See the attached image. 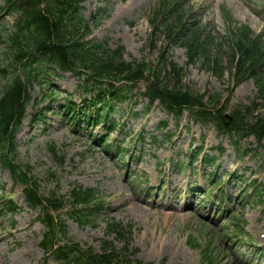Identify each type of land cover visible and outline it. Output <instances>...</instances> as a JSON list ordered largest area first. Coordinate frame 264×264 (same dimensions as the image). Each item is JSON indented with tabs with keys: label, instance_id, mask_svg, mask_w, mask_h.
Segmentation results:
<instances>
[{
	"label": "rangeland",
	"instance_id": "1",
	"mask_svg": "<svg viewBox=\"0 0 264 264\" xmlns=\"http://www.w3.org/2000/svg\"><path fill=\"white\" fill-rule=\"evenodd\" d=\"M82 7L91 25L88 39H107L111 48L124 47L126 60L157 68L167 50L184 67L185 84L199 94L221 99L224 115L254 102L264 106L257 77L241 78L229 57L232 28L248 27L264 43V0H83ZM98 11L102 13L94 18ZM171 12L176 17L190 16L194 26L201 23L211 30L223 72L213 75L203 58L188 64L185 48L171 46L166 35L155 33L154 28L162 24L160 17ZM7 13L0 0V34L15 21ZM153 39L156 43H151ZM6 52L0 43L1 62L8 60ZM257 72L263 74L264 68ZM51 74L53 70L43 69L42 83L32 89L35 105L28 107L16 147L18 157L33 169L40 194L59 188L60 194L69 195L73 184L98 190L100 206L89 212L91 221L82 223L72 212L63 213L70 237L96 252L107 242L117 250L129 243L120 264H264L260 254L264 251L263 143L254 135L232 137L218 131L214 123L199 124L188 110L180 119L160 104L148 112L143 80L113 113L120 126L125 125L123 131L104 133L108 143L124 147L117 159L92 139V134H102V126H75L69 116L59 115L66 93L72 101L83 103L78 77L60 74L40 89ZM1 85L0 71V90ZM50 93L55 94L52 107L58 116L52 113L32 121L35 107ZM131 108L139 115H131ZM140 133L142 139L137 138ZM50 145L64 156L63 162L50 153ZM216 146L224 150L223 155L219 148L212 150ZM201 149L217 158L213 166ZM213 173L222 182L220 190L210 180ZM218 192L224 193L223 199L215 196ZM41 221L39 211L27 205L23 185L14 183L0 165V238L4 239L0 264H59L42 248ZM114 222L123 228V236L108 232V224ZM27 225V233H15Z\"/></svg>",
	"mask_w": 264,
	"mask_h": 264
},
{
	"label": "trees",
	"instance_id": "2",
	"mask_svg": "<svg viewBox=\"0 0 264 264\" xmlns=\"http://www.w3.org/2000/svg\"><path fill=\"white\" fill-rule=\"evenodd\" d=\"M4 1L9 12L13 16L18 15V17L13 27L14 31L7 32L6 38L2 35L0 37L1 43L7 48L6 54L10 58L8 64H1L4 79H7V82L0 94V154L6 167L26 184L30 199L34 201L36 192L33 187L34 181L28 176L29 169L22 165L16 157H11L9 152L14 147V135L19 126L22 110L25 104L31 101L28 87L33 83H40L38 77L41 71L49 70L47 68L49 67L57 72H70L79 74L80 77L83 76L85 83H88L85 85V91L91 94L89 102L92 104L101 103L105 110L103 115L99 113L95 116V123L100 124L110 121L109 112L113 108L111 102L123 98L124 91L119 89L116 83L124 81L131 84L132 88L137 81L144 78L145 68L141 62L130 63L123 60L121 47L110 50L105 43H94L85 39L91 30L81 14V0ZM164 27L172 42L182 46L187 45L191 58L202 56L214 73L222 70L221 63L218 60H212L210 51L212 43L205 41L203 35L198 33L199 29H191L185 25L177 27L174 26L172 20H167ZM232 44L234 51L231 61L236 71L242 75L256 74L257 68L264 65L262 64L264 63V46L261 41L253 38V33L246 28L240 31ZM28 62V72L25 73L26 75L21 74L18 67ZM169 65L170 70L165 71L167 83L175 81L179 84L182 68L172 62H169ZM9 68H15L14 75L8 76ZM81 70L84 73H81ZM154 79L155 81L150 85L151 103L159 98L171 109L182 110L191 101L204 113L211 115V111L202 104V100L197 94L191 93L189 90L186 93H182L180 89L178 91L169 90L170 84L162 85L160 74L153 77ZM257 79L261 83L262 77ZM89 83L95 84L96 87L91 88ZM262 98H264L263 87ZM216 103L217 106L218 101ZM255 108L241 107L235 110L230 115L233 120L232 124L237 131L251 129L263 139L264 116H254ZM65 111L66 113L71 111L75 122H79L82 117L81 113L84 115L83 118H86L87 114L86 110L78 108V105L71 100L67 101ZM91 119L92 117H89L86 121L87 126L90 125ZM221 128L224 127L221 125ZM98 141L101 142L100 139ZM51 151L57 157L56 149L51 147ZM96 194L95 189H84L81 186L73 189L72 211L79 220L83 222L90 220L92 214L88 213L90 212L88 208H85L92 204ZM42 206L47 210L58 211L65 207V199L64 197L58 198L55 193H52L42 202ZM46 225L51 234V238L48 240L49 247L54 248L58 242H63L60 240V236H65V226L63 222L52 215H49ZM109 230L117 232L120 236L123 234V230L121 234L118 225L110 224ZM63 243L64 246H58L55 249L58 251L60 259H65L68 254L78 250L77 245L70 240H65ZM109 250L108 246H104L103 255L100 256H93L92 252L80 249L78 252L89 261L88 263L101 264L102 257L110 255ZM110 262L111 260L107 261V263Z\"/></svg>",
	"mask_w": 264,
	"mask_h": 264
},
{
	"label": "bare ground",
	"instance_id": "3",
	"mask_svg": "<svg viewBox=\"0 0 264 264\" xmlns=\"http://www.w3.org/2000/svg\"><path fill=\"white\" fill-rule=\"evenodd\" d=\"M29 229H30V225H27L25 227L20 226V227L17 228V230L15 231V233L17 235H20L21 233H27ZM2 240H4V239L0 238V251H1V241Z\"/></svg>",
	"mask_w": 264,
	"mask_h": 264
}]
</instances>
